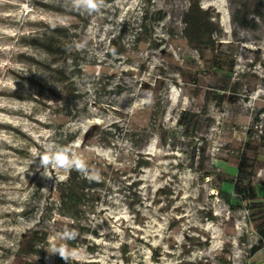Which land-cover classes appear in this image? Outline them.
<instances>
[{
    "label": "rangeland",
    "instance_id": "1",
    "mask_svg": "<svg viewBox=\"0 0 264 264\" xmlns=\"http://www.w3.org/2000/svg\"><path fill=\"white\" fill-rule=\"evenodd\" d=\"M198 7L217 41L203 57L189 38L201 34ZM46 144L83 158L97 182L76 219L59 186L85 176L42 175ZM242 149L256 208L264 0H104L91 14L70 0H0V264H53L71 223L64 264H264L251 214L220 193Z\"/></svg>",
    "mask_w": 264,
    "mask_h": 264
},
{
    "label": "trees",
    "instance_id": "2",
    "mask_svg": "<svg viewBox=\"0 0 264 264\" xmlns=\"http://www.w3.org/2000/svg\"><path fill=\"white\" fill-rule=\"evenodd\" d=\"M150 1V0H147ZM192 9V8H191ZM200 13L198 24L201 28V34L195 37H189L190 43L193 47H195L200 56H204L205 52L209 49L215 50L217 41L210 37L207 32V21L203 19L202 9L200 7L197 8ZM193 12V10H192ZM143 19L146 18V14H143ZM163 15H160L157 19H162ZM145 29V25H143ZM138 33V32H137ZM121 49H116L115 53L122 52ZM212 63L216 67L222 66L220 59L216 56L212 58ZM233 60L231 61L229 72H233ZM229 73V74H231ZM197 80V79H195ZM196 82V81H195ZM224 90L230 91V86L225 84L223 86ZM224 97V95H221ZM180 122H182L180 120ZM186 123L189 122L187 118L185 120ZM185 134H190L188 129L185 130ZM255 170H254V161L251 160L247 154V150L242 149L240 157H239V165L237 167V173L235 175H228L225 177L224 182L231 184L232 190H220L221 196L223 199L229 203L231 206L241 207L245 206L246 210L251 214L250 222L255 228L257 234L260 236V241H264V202L257 204L256 208H253V203L258 198V193L255 187L254 178H255ZM97 185V182L92 179H88L86 177H79L72 172L69 174L67 180L60 183L59 186V202L66 208V213L64 215L69 216L71 218L79 217V209L83 203V198L86 195L85 190L94 188ZM69 229L65 230L66 239L63 245L64 248L66 246H74L76 244V237L74 236V232L76 229V225L74 223L69 224ZM259 242L258 244H254L250 249V255L253 256L257 252H259L263 245ZM154 254L157 252L155 249L153 250ZM60 255L58 254L57 259L53 264H64L63 261H60ZM69 261V258L67 259ZM221 264H231V261L227 258L220 259ZM252 261L250 264H254Z\"/></svg>",
    "mask_w": 264,
    "mask_h": 264
},
{
    "label": "clouds",
    "instance_id": "3",
    "mask_svg": "<svg viewBox=\"0 0 264 264\" xmlns=\"http://www.w3.org/2000/svg\"><path fill=\"white\" fill-rule=\"evenodd\" d=\"M70 6L77 11L83 10L90 14L97 13L104 6V0H70ZM150 102L151 101L149 98L146 103ZM44 147L45 151L42 153H35L34 159L35 161L36 158H39V167L45 170V173H42V175L46 174L49 168L64 170L74 169L88 179L94 178L92 176H89L87 164L84 159L77 156L75 153H71L68 149L65 148H56L52 144H46ZM48 177L51 178L50 175ZM59 179H64V177H59ZM52 251L54 253H58L60 257L65 260L69 258V253L63 246L59 248L53 247Z\"/></svg>",
    "mask_w": 264,
    "mask_h": 264
},
{
    "label": "water",
    "instance_id": "4",
    "mask_svg": "<svg viewBox=\"0 0 264 264\" xmlns=\"http://www.w3.org/2000/svg\"><path fill=\"white\" fill-rule=\"evenodd\" d=\"M193 115V113H191V116Z\"/></svg>",
    "mask_w": 264,
    "mask_h": 264
}]
</instances>
